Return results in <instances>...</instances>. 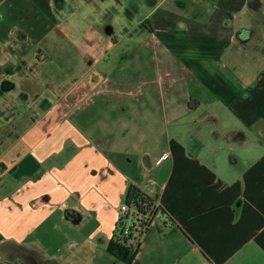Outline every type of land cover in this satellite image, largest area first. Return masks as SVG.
I'll list each match as a JSON object with an SVG mask.
<instances>
[{
    "label": "crops",
    "instance_id": "crops-1",
    "mask_svg": "<svg viewBox=\"0 0 264 264\" xmlns=\"http://www.w3.org/2000/svg\"><path fill=\"white\" fill-rule=\"evenodd\" d=\"M73 1L0 0V100L35 96L0 154V264H264V0ZM208 38L247 79L262 58L250 87L184 56ZM131 183L173 221L127 263Z\"/></svg>",
    "mask_w": 264,
    "mask_h": 264
},
{
    "label": "rangeland",
    "instance_id": "rangeland-1",
    "mask_svg": "<svg viewBox=\"0 0 264 264\" xmlns=\"http://www.w3.org/2000/svg\"><path fill=\"white\" fill-rule=\"evenodd\" d=\"M74 4L76 2V0L73 1ZM81 3L84 4L86 3L85 0H81ZM262 7H264V4L262 5ZM112 11L111 15H121V13L117 12V10L114 9H110ZM261 23V22H259ZM257 25V29H261L262 24ZM177 36L179 37L180 34L176 33ZM225 34V33H222ZM214 35H217V33H215L214 31ZM119 34L114 36L113 39L114 40H119ZM208 38L206 41H201L198 44L200 45V47L198 48H191L189 49H185V53L184 56L186 58L189 57H195L196 59H198L199 61L197 63H202L204 64V66H208L210 63H216L218 60L222 59V65L223 62L226 63L225 66L227 65L228 67L231 68L232 72L241 80H243V82L246 83V85L248 87H250V83H251V79L252 77H257L258 72L261 70V62H262V58L261 57H256V54L254 56L255 60L254 61H250L249 64H247L248 67V71H249V76L250 79L245 77V74L243 72H241L238 69H234V65H231L229 63V60L231 58V56L234 54V47L232 46L224 55H222V57L219 58L220 56V51L216 48L213 47L212 45L210 46V44L213 43L214 39H210ZM64 42V41H63ZM66 44V42H64ZM205 45V46H204ZM70 48L68 49H63L66 50L67 54L69 53V51H71V56L76 57V54L74 53V49L73 46H69ZM73 50V52H72ZM48 51L50 52V54L52 55V58H54L55 61L59 60L60 57H58L61 53V51L59 49L54 50V49H48ZM124 52L127 54L129 51V49H124ZM62 62V61H61ZM219 62V61H218ZM51 65H53V61L50 62ZM218 65V63H217ZM59 75L64 79V78H69L71 79V72H66V71H60L58 72ZM226 77H223L222 79V84L223 87L225 88V84L227 83V80H225ZM246 78V79H245ZM256 80H253L252 82H254ZM222 86V85H221ZM8 97H1L0 100V137H1V141L0 142V154L1 151L3 149V144L4 142H7L11 139H14L17 135H20L22 133L23 130H25V126H22L23 124H18L22 118H26L29 116V118L34 117V114L31 111V107L28 104L29 103H33L35 100V96H20V94L18 96H13L12 98H14L13 102H11L10 100L7 99ZM219 129V128H216ZM177 129H172V131H176ZM184 134L186 132H188V129H183ZM208 131V130H207ZM187 134H185L186 136ZM197 137H199L198 135H196Z\"/></svg>",
    "mask_w": 264,
    "mask_h": 264
},
{
    "label": "trees",
    "instance_id": "trees-1",
    "mask_svg": "<svg viewBox=\"0 0 264 264\" xmlns=\"http://www.w3.org/2000/svg\"><path fill=\"white\" fill-rule=\"evenodd\" d=\"M129 206L135 207L133 212L134 225L131 233L125 234L118 228L114 238L111 240L108 250L127 263H132L135 259L144 233L154 222L157 214L165 216L166 220L173 221L168 212L163 207L155 205L153 197L143 191L136 183H131L125 198Z\"/></svg>",
    "mask_w": 264,
    "mask_h": 264
},
{
    "label": "built area",
    "instance_id": "built-area-1",
    "mask_svg": "<svg viewBox=\"0 0 264 264\" xmlns=\"http://www.w3.org/2000/svg\"><path fill=\"white\" fill-rule=\"evenodd\" d=\"M120 215L118 220V228L125 234L131 233L132 227L134 225L133 212L136 208L129 206L128 203L123 202L120 206Z\"/></svg>",
    "mask_w": 264,
    "mask_h": 264
}]
</instances>
